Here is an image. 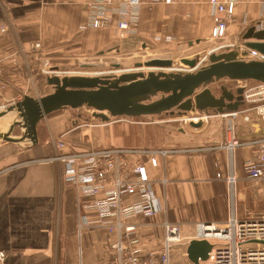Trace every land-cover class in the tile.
Listing matches in <instances>:
<instances>
[{
    "label": "crops",
    "instance_id": "1",
    "mask_svg": "<svg viewBox=\"0 0 264 264\" xmlns=\"http://www.w3.org/2000/svg\"><path fill=\"white\" fill-rule=\"evenodd\" d=\"M263 1L235 0L224 36L213 39L209 0H141L137 34L119 42L109 28L80 30L86 18L85 0H0V110L25 96L37 99L52 93L48 77L71 76L68 74L78 67L94 69L105 51L129 54L139 47L171 46L176 50L198 48L208 57V48L216 43L218 49L242 53L246 30L258 23L264 26ZM155 37L161 38L159 43ZM166 37L172 42L167 43ZM86 60L97 62L81 64ZM68 112L55 111L40 120L34 146L0 141V251L6 253L4 264H99L117 238L104 227L79 230V208L87 200L80 199L75 186L62 180V164L54 160L58 152L55 141L65 143L70 152L166 151L156 155L157 168L146 165L164 213L155 221H135L143 253L158 251L165 222L179 229V237H196L197 223L221 226L231 215L238 220L264 216V177L252 182L244 170L254 156V143L264 139V121L255 115L246 122L243 116L204 118L198 114L197 121L203 123L200 127L191 126L179 132L183 139L155 148L149 128L143 126L101 121L102 126H91L76 135L68 131ZM14 118H5L2 132ZM229 125L242 144L231 154L226 149ZM21 133L15 129L13 136ZM131 159L146 162L141 155ZM230 176L232 185L226 180ZM170 264H183L179 254H171Z\"/></svg>",
    "mask_w": 264,
    "mask_h": 264
},
{
    "label": "built area",
    "instance_id": "2",
    "mask_svg": "<svg viewBox=\"0 0 264 264\" xmlns=\"http://www.w3.org/2000/svg\"><path fill=\"white\" fill-rule=\"evenodd\" d=\"M209 4L214 23L211 37L222 38L225 23L234 11L235 0L221 4L217 0H209ZM140 5L141 0H85L86 18L80 30L109 28L117 41H126L137 34ZM261 7L264 9V1ZM222 14L223 17L220 16ZM256 29L264 30L263 24L258 23ZM5 31V27H2L1 32ZM160 39L155 37L154 41L159 43ZM165 41L171 43L172 38L166 37ZM34 47L38 48L39 45L35 44ZM250 53L256 59L262 58L251 51L245 57ZM240 88L244 89V105L237 112L220 116L232 119L243 116L244 121L248 122L250 116L255 115L264 121V83H258L253 88ZM227 129L230 142L226 149L231 154L242 144L234 138L232 125ZM55 144L59 153L54 160L62 164V180L74 185L80 199L87 200L79 208V230L104 227L109 233L116 234L115 242L99 264H170L169 251L180 240L179 229L167 222L162 223L160 248L154 254H149L143 253L140 248V239L136 236L138 225L135 223L138 219L155 221L164 213V206L155 195L146 165L157 168L156 155H164L166 151L114 148L70 152L65 143L57 141ZM135 155L144 156L146 162L132 161L131 157ZM244 170L252 182L264 177V139L254 143V156L245 163ZM226 180L232 185V176ZM203 229L204 233L201 231ZM193 239L206 240L212 246L207 260L200 264H264V244L260 243L264 242V216L238 220L231 215L221 226L199 223ZM5 258L6 253L0 251V264H4Z\"/></svg>",
    "mask_w": 264,
    "mask_h": 264
},
{
    "label": "water",
    "instance_id": "3",
    "mask_svg": "<svg viewBox=\"0 0 264 264\" xmlns=\"http://www.w3.org/2000/svg\"><path fill=\"white\" fill-rule=\"evenodd\" d=\"M242 40L246 51L239 53L234 49L212 53L207 58L208 65L198 69L195 58L180 59L181 64L194 71H150L146 74L135 71L119 76L48 77L52 93L37 99L25 96L21 101L0 110V141L36 145L39 121L63 109L77 110L85 107L95 112L94 118L105 123L118 117H180L187 112L204 114L205 117L230 115L244 105V89H230L225 85L215 89L213 85L222 80L264 83V30L249 27ZM248 51L257 53L263 59L243 60L240 56L245 57ZM134 66L136 70L142 67L170 70L173 61L154 59ZM174 110L179 111L175 113ZM9 115L15 118L2 132L1 126ZM189 124L200 127L202 121H190ZM15 129L22 130L20 136H13ZM211 248L206 240L192 239L187 244L185 256L191 264H200L207 260Z\"/></svg>",
    "mask_w": 264,
    "mask_h": 264
},
{
    "label": "rangeland",
    "instance_id": "4",
    "mask_svg": "<svg viewBox=\"0 0 264 264\" xmlns=\"http://www.w3.org/2000/svg\"><path fill=\"white\" fill-rule=\"evenodd\" d=\"M214 48H208V57L209 53L214 52V54H219L221 52H224L222 49H218L219 45L216 43H213ZM209 45L208 47H210ZM171 46H168L166 49H161L158 47H146L142 48L139 47L134 53H110L105 51L104 57L100 59L99 62L97 60L90 61L86 60L81 62V64L84 65H91L95 64L94 62H97L94 66V69H81L80 67L73 69L68 75L74 76H87V77H95V76H119L123 73H131L135 71L142 72L146 74L147 72H157V71H163V72H170V71H191L186 65L180 63V59L186 58V59H194L199 58L200 63L197 64L196 69L200 67H204V62L207 59V55L204 52V50L200 49H183V50H176L169 48ZM243 48V47H242ZM218 51V52H217ZM246 51V50H244ZM196 53H200V55H196ZM248 57H242L243 60H255L256 56L254 54H248ZM154 59H169L173 61V68L170 70H161V69H148L146 67H142L139 70H136L135 64L140 63L143 64L147 61L154 60ZM262 59V58H259ZM118 65V68L116 66ZM193 71V70H192ZM75 73V74H73ZM64 75V74H63ZM67 76V75H64ZM220 85H225L230 89H236L241 86H246V88H253L254 86L258 85V82L254 81H229V80H222L218 82L216 85H213L212 88H217ZM71 116H70V122L71 124L68 126V131L74 132L76 135H80V133L84 129H89L91 126H102V122L100 119L93 117V110L88 108H79L77 110H71V109H65ZM198 116V113H189L185 116L178 117L176 115L169 116V115H161V116H152V117H139V118H129V117H118V118H112L110 121L113 123H118L119 125H128V126H143L145 128H149V136L150 141L157 147H162L165 144L175 143L179 139H183L179 132L187 130L190 126L191 119L196 118ZM200 116V115H199ZM72 118V120H71ZM115 121V122H114ZM111 122V123H112ZM109 123V122H108ZM203 124V123H202ZM205 124V123H204ZM92 129V128H90ZM73 133V134H74ZM226 133H228V129L226 130ZM20 136V135H18ZM230 136V135H229ZM79 137V136H77ZM82 137V136H81ZM73 142H76V139H71ZM57 141H55L56 143ZM199 224V223H197ZM197 224L195 225V229L197 227ZM196 231V230H195ZM196 236V233H195ZM189 238H195V237H180L179 242L172 248H170L169 251V259L171 257V254L175 252V254H179V258L181 259L183 264H190L186 260L185 256V244L189 242ZM191 240V239H190Z\"/></svg>",
    "mask_w": 264,
    "mask_h": 264
},
{
    "label": "flooded vegetation",
    "instance_id": "5",
    "mask_svg": "<svg viewBox=\"0 0 264 264\" xmlns=\"http://www.w3.org/2000/svg\"><path fill=\"white\" fill-rule=\"evenodd\" d=\"M196 59V63L197 64H199L200 63V60H199V58H195ZM206 61H203L204 62V66H206V65H208V62H207V59H205ZM201 68V67H200ZM192 71V70H191ZM194 71V70H193ZM175 111V113L177 112V111H179V110H174ZM181 112V111H180ZM187 114H189V112H187L185 115H187ZM190 114H191V112H190ZM181 117V116H180Z\"/></svg>",
    "mask_w": 264,
    "mask_h": 264
},
{
    "label": "bare ground",
    "instance_id": "6",
    "mask_svg": "<svg viewBox=\"0 0 264 264\" xmlns=\"http://www.w3.org/2000/svg\"><path fill=\"white\" fill-rule=\"evenodd\" d=\"M196 120V118H193V121H195ZM202 231V233H204L203 231H204V229L203 230H201Z\"/></svg>",
    "mask_w": 264,
    "mask_h": 264
}]
</instances>
